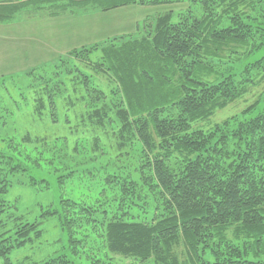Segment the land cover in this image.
Masks as SVG:
<instances>
[{
  "label": "trees",
  "instance_id": "1",
  "mask_svg": "<svg viewBox=\"0 0 264 264\" xmlns=\"http://www.w3.org/2000/svg\"><path fill=\"white\" fill-rule=\"evenodd\" d=\"M247 3L0 0V24L42 6L168 7L135 35L0 80V118L19 119L0 120V264H264V101L205 127L264 79V28ZM238 43L253 66L225 68ZM39 168L58 193L32 215L4 195L23 174L48 191Z\"/></svg>",
  "mask_w": 264,
  "mask_h": 264
},
{
  "label": "rangeland",
  "instance_id": "2",
  "mask_svg": "<svg viewBox=\"0 0 264 264\" xmlns=\"http://www.w3.org/2000/svg\"><path fill=\"white\" fill-rule=\"evenodd\" d=\"M172 8L174 10H182L186 9L187 5L185 3ZM167 9L168 7L165 5L142 7L137 4L117 7L105 12L95 7L83 8V10L79 7L68 9L64 6L62 8L56 7L55 9L48 6L32 8L31 10L33 11L21 13L18 22L0 24V80L8 74L13 73L18 76L17 81L19 83V73L24 72L30 67L43 65L55 57L65 56L73 50L79 51V48L82 46L87 47L89 44L99 42L112 35H135V31L139 26L142 27L143 23H149L148 18L154 17L157 13ZM240 10L247 14L248 20L252 25H260L264 28V0H256V3L252 4V6L248 3L242 4ZM245 46V43L233 44L231 46V48L240 49V54L235 58L227 56L224 59L225 68L230 64H233L232 67L234 69L236 67L242 68L252 62L249 61V54L246 53ZM227 51L229 50L225 49L224 52L220 53V56L226 57ZM255 58L257 60L262 58L264 62V40L263 44L256 50ZM253 63L254 61L251 63L252 66ZM262 72H264V69ZM8 86L13 89L10 82ZM0 99L3 106H9L10 99L7 98L5 93L3 96L1 91ZM262 101H264V79L258 81L257 77H255L254 82L247 85V90L226 107L218 109L211 120L205 123V127L208 128L207 124L211 126L214 123H223L228 118L241 113L253 104L258 106ZM12 112L11 110L2 112L1 123L7 120L8 125L10 122L12 124L16 123L17 120L19 122V119H15L14 122L11 121V118L9 119ZM23 122L29 125L26 123V120ZM42 123H34L26 127L38 130L44 126ZM59 126L61 127V125ZM12 127H17V125L13 124ZM12 127L9 129L10 131H12ZM62 128L64 130L66 127L63 125ZM38 170H35V173L31 172V174L37 176L35 177L37 179L45 175L44 177L50 183L48 191L40 187L34 191L28 184L29 176L23 174L20 177L22 184L15 185L4 195L6 199L18 206L19 210H29L32 215H35L39 210V205H47L54 201L58 193L56 186L52 182L53 180H50L52 177L46 173L47 171L44 169ZM66 190L69 192V188ZM55 230L56 228H52V231ZM28 252L26 251L25 253ZM37 255L39 256L40 254L35 251L34 256L37 257Z\"/></svg>",
  "mask_w": 264,
  "mask_h": 264
}]
</instances>
